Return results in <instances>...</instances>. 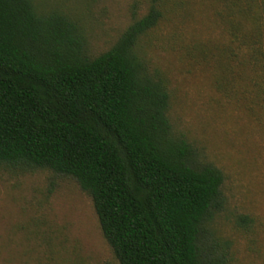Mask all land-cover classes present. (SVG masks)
I'll list each match as a JSON object with an SVG mask.
<instances>
[{
    "label": "trees",
    "instance_id": "1",
    "mask_svg": "<svg viewBox=\"0 0 264 264\" xmlns=\"http://www.w3.org/2000/svg\"><path fill=\"white\" fill-rule=\"evenodd\" d=\"M218 1L230 57L264 102V0ZM160 18L151 6L92 56L67 16L0 0V167L73 179L119 264H227L209 229L223 175L175 135L164 81L137 50Z\"/></svg>",
    "mask_w": 264,
    "mask_h": 264
},
{
    "label": "rangeland",
    "instance_id": "2",
    "mask_svg": "<svg viewBox=\"0 0 264 264\" xmlns=\"http://www.w3.org/2000/svg\"><path fill=\"white\" fill-rule=\"evenodd\" d=\"M34 2L74 21L92 56L109 49L151 6L159 9L160 20L137 50L164 81L175 135L223 175L224 209L209 229L226 248L227 264H264V102L240 57H230L220 2ZM240 216L250 223L239 225ZM100 231L91 198L73 179L0 167V264H119Z\"/></svg>",
    "mask_w": 264,
    "mask_h": 264
}]
</instances>
